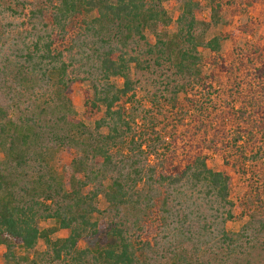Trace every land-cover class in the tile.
<instances>
[{
    "label": "trees",
    "instance_id": "16d2710c",
    "mask_svg": "<svg viewBox=\"0 0 264 264\" xmlns=\"http://www.w3.org/2000/svg\"><path fill=\"white\" fill-rule=\"evenodd\" d=\"M162 1L45 0V6L26 13L9 9L21 16L22 30L9 24L18 36H11L8 54L0 49L5 161L13 169L30 162L46 165L58 146L76 155L62 176L51 174L48 181L38 176L22 187L11 174L0 172L4 264H19L25 258L16 250L31 251L39 240L47 248L44 264H204L202 255L229 259L264 240V170H254L264 156V59L251 64L262 86L260 99L231 107L229 126L219 123L211 132L201 125L206 136L195 130L159 149L154 124L134 127L137 110L128 107L135 91L132 67L168 63L182 82L177 90L188 87L198 95L196 88L207 94L227 68L221 51L225 38L196 35L197 24H204L196 15L199 1L181 0L171 38L156 33L171 22ZM234 1L209 0L211 21L217 24ZM146 31L156 33L153 45ZM200 48L209 52L208 62ZM259 50L255 46L252 51L261 57ZM206 64L211 70L203 75ZM116 78L121 87L113 82ZM85 82L84 108L95 115L92 129L72 115L73 86ZM210 154L220 159L219 169L209 167ZM232 174L248 176V189L238 203L230 199ZM242 219L247 220L238 232L226 230L228 221ZM48 220L54 226L40 229L38 223ZM57 231L67 235L53 238Z\"/></svg>",
    "mask_w": 264,
    "mask_h": 264
},
{
    "label": "rangeland",
    "instance_id": "374dc122",
    "mask_svg": "<svg viewBox=\"0 0 264 264\" xmlns=\"http://www.w3.org/2000/svg\"><path fill=\"white\" fill-rule=\"evenodd\" d=\"M151 1V0H147ZM155 1V0H154ZM201 4V10L197 12V18L204 24H197L196 35L208 40L214 36L222 35L225 40L222 42V55L226 59V71L219 74L212 83V90L206 94L200 88H196L201 95L194 92L177 90L182 82L171 72L168 63H162L161 67H156L153 62H149V68L138 70L131 69V78L135 83L133 103L128 107H134L137 110V119L135 128H151L154 124V130L160 136V145L171 142L172 138L186 139L189 133L199 130L203 135L204 125L206 131H213L218 128L219 123L229 126L231 121L226 120V112L233 107L237 109L246 105L253 99H260L262 94L261 83L254 77L252 65H259V60L264 59V0H235L234 6H226L219 14L218 23L214 24L209 15V0H196ZM232 1V0H230ZM163 9L168 13L171 22L167 27L156 32L163 39L171 38L177 30L176 19L181 12V0H163ZM23 5L26 8L23 9ZM45 6V0H0V49L2 53L8 54L7 49L11 41V36H18L16 29L9 30L8 25L14 24L10 29L17 27L22 30V18L15 13L28 11L29 8ZM9 9L12 11L10 12ZM12 31V32H11ZM154 32H145L146 40L153 45L157 36ZM10 36V38H9ZM6 41L5 46L2 43ZM142 47V44L140 45ZM253 46V48H252ZM257 46L262 51L263 56L256 55L252 50ZM199 53L205 62H208L209 52L203 48ZM1 55V54H0ZM2 56V55H1ZM211 66L206 64L201 66L203 75L210 73ZM113 82L121 87V79H113ZM88 83H78L73 86V116L81 121L87 129L93 128V118L95 115H89L84 108V90H88ZM194 94V96H193ZM196 95V96H195ZM206 95V96H205ZM98 116V114L96 115ZM18 113L12 115L13 121H16ZM92 118V120L90 118ZM143 119H146L145 121ZM143 125V126H142ZM141 126V127H140ZM178 147L182 141H177ZM76 155L75 150H68L66 147L58 146L54 148L46 157V165L30 162L23 169H13L12 162L5 161V156L0 149V172L11 174L19 183V187L24 184H30L42 176L43 181H48L51 174L62 176L64 167L69 165ZM208 160L209 167L219 169L220 159L216 155L210 154ZM254 166V170H264V156ZM233 186L231 201L238 203L239 199L247 191L248 176L240 178L232 174ZM98 208L103 210L105 204L102 197H99ZM236 211L234 210V213ZM247 219L232 220L225 224L228 232L236 233ZM99 222L105 223V220ZM40 229H47L54 226L50 220L40 221ZM66 232L57 231L52 237H65ZM46 245L39 240L31 251L22 249L16 250V255L20 258L19 264H44ZM4 249L0 248V264H4L2 257ZM202 262L205 264H264V240L260 239L258 244L249 248L243 255L232 256L231 258L213 259L211 255H202Z\"/></svg>",
    "mask_w": 264,
    "mask_h": 264
}]
</instances>
